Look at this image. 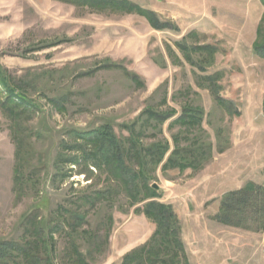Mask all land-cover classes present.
Wrapping results in <instances>:
<instances>
[{"label": "rangeland", "instance_id": "obj_1", "mask_svg": "<svg viewBox=\"0 0 264 264\" xmlns=\"http://www.w3.org/2000/svg\"><path fill=\"white\" fill-rule=\"evenodd\" d=\"M91 2L0 0V70L30 104L18 116L3 108L10 85L0 82V239L24 241L31 214L50 234L44 264H122L151 240L157 223L145 213L149 200L132 203L109 172L85 163L84 148L74 149L87 143L79 133L110 124L120 139L141 132L147 147L170 146L148 175L179 218V264H264V211L248 210L235 224L218 216L228 192L250 182L264 188V58L254 50L259 27L264 37V3ZM148 13L168 26L155 27ZM182 43L218 51L204 66ZM217 72L221 96L240 115L210 88L206 76ZM186 106L203 108L202 129L181 124ZM151 110L173 113L159 122ZM195 135L214 143L213 158L165 170L176 138L187 148ZM75 211L85 216L77 230Z\"/></svg>", "mask_w": 264, "mask_h": 264}, {"label": "trees", "instance_id": "obj_2", "mask_svg": "<svg viewBox=\"0 0 264 264\" xmlns=\"http://www.w3.org/2000/svg\"><path fill=\"white\" fill-rule=\"evenodd\" d=\"M112 1V0H111ZM111 1L92 0V4L101 6L104 2L111 5ZM264 3V0H261ZM111 2V3H110ZM151 23L157 28H165L168 25L160 24L153 13H148ZM262 30L258 28V39L254 45L256 53L264 58V37ZM184 50L187 49L188 58L192 61V53L197 52L201 56L204 66L211 64L218 48L212 44H197L188 46L180 44ZM206 51V52H205ZM206 54V55H205ZM198 65L204 70V67ZM115 65V64H114ZM118 67V66H117ZM4 72V71H2ZM221 72L206 76L209 80L210 88L217 95L218 102L231 114L240 115L235 103L222 97L218 79ZM133 78L137 77L133 75ZM0 82L9 84L6 86V99L2 102V107L14 112L15 116L26 111L28 100L21 87L11 84L9 77L1 73ZM151 117L159 122L166 121L172 113H159L153 110L148 111ZM183 115L179 118L181 124L191 129H202L204 110L200 106H186ZM149 120H147L148 122ZM145 124V123H144ZM146 125V124H145ZM141 132L136 137H125L120 139L114 132L110 124H106L96 130L90 131L80 138L86 141V145H74V149H83L84 161L89 166H94L100 171L111 174L113 180L128 192L132 203H139L149 200L145 204V213L157 223V229L151 240L145 245L135 249L124 257L122 264H179L180 258L185 257V244L182 237V227L179 218L170 204L163 203L157 198L160 193L151 186V176L148 175V166H158L165 159L166 153L170 150L168 144L162 145L154 143L153 146H145L141 143ZM178 141V139L176 138ZM176 141V147L164 164V169L180 168H200L208 163L214 156V143L210 140H203V136L195 135L189 147L182 148ZM218 142V151L223 152L228 146H222ZM86 147V148H85ZM88 148L90 149L88 151ZM70 162L76 164L78 157H73ZM137 163V166H133ZM79 164V163H78ZM263 196V197H261ZM264 211V188L255 183H248L240 190L228 192L223 201L219 219L229 224H235L236 217H244L248 210ZM84 215L73 212V223L71 226L77 230L79 222H82ZM26 238L24 241L0 239V264H44L49 258V238L43 222L36 221L35 216L29 215L25 218ZM100 237V236H99ZM98 239V237H97ZM98 247V243H97ZM82 254L78 252V257Z\"/></svg>", "mask_w": 264, "mask_h": 264}, {"label": "water", "instance_id": "obj_3", "mask_svg": "<svg viewBox=\"0 0 264 264\" xmlns=\"http://www.w3.org/2000/svg\"><path fill=\"white\" fill-rule=\"evenodd\" d=\"M154 188L158 189V186H157V184H154Z\"/></svg>", "mask_w": 264, "mask_h": 264}, {"label": "crops", "instance_id": "obj_4", "mask_svg": "<svg viewBox=\"0 0 264 264\" xmlns=\"http://www.w3.org/2000/svg\"><path fill=\"white\" fill-rule=\"evenodd\" d=\"M184 236H185V231H184ZM186 237V236H185Z\"/></svg>", "mask_w": 264, "mask_h": 264}]
</instances>
